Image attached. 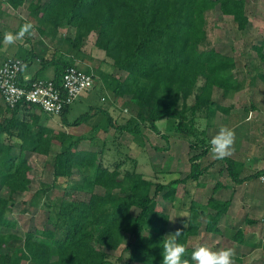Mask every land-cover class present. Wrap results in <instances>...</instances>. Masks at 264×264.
Instances as JSON below:
<instances>
[{
    "label": "trees",
    "instance_id": "16d2710c",
    "mask_svg": "<svg viewBox=\"0 0 264 264\" xmlns=\"http://www.w3.org/2000/svg\"><path fill=\"white\" fill-rule=\"evenodd\" d=\"M24 1L6 0L15 10ZM216 6L222 15L232 18L238 30L247 28L246 0H46L41 4L40 0H32L30 3L31 14L41 24L47 23L54 31L65 26L74 30L73 38L63 40L69 51H80L93 33L94 47L104 53L113 69L126 73L127 80L116 79L109 73L102 75L104 82L116 81L114 87L108 85L115 96L128 98L136 108L133 120L124 126L113 127L106 116L109 126L137 134L139 124L156 131V122L169 119L175 122L177 138H192L193 141L188 140L189 149H201L190 157V172L185 180L155 186V196L166 190L163 199L174 197L178 183L198 181L205 173L207 166L197 162L205 158L209 144L204 139L205 133L196 130V119L199 114L206 116L214 102L219 103L213 96L216 90L226 92L233 88L231 70L235 65L209 46L206 33L207 14ZM259 57L263 59L264 55L259 53ZM67 67L76 66L72 60L54 63L52 80L57 86ZM191 97L189 106L187 101ZM4 106L9 115L0 117V264H108L105 250H117L125 238L121 253L129 262L162 264L169 217L156 209L152 183L140 174L104 168L99 152L78 149L81 138L72 140L65 131L43 125L32 112L36 107ZM70 107L58 116L67 126L86 123L98 109L91 107L71 123L66 121ZM216 109L222 115L228 111L219 104ZM54 145L58 150L52 154ZM26 153L52 156V188L59 180H68L75 168H82L92 172L85 182L91 188H101L103 193L92 192L86 201L51 211L46 219L51 229L25 232L20 249L8 253L10 242L17 239L10 233L17 225L7 218L8 208L13 196L28 191L31 184ZM2 190H7V195H2ZM228 206V201L213 198L205 205L190 202L188 216L178 227L182 235L177 242L186 249L182 259L194 264L190 260L194 248L189 242L199 233L200 217H206L205 233L218 234L219 220ZM132 209L137 213L133 214Z\"/></svg>",
    "mask_w": 264,
    "mask_h": 264
},
{
    "label": "rangeland",
    "instance_id": "374dc122",
    "mask_svg": "<svg viewBox=\"0 0 264 264\" xmlns=\"http://www.w3.org/2000/svg\"><path fill=\"white\" fill-rule=\"evenodd\" d=\"M3 4L6 3V0ZM46 0H40V4ZM247 1V28L243 31L237 29L236 24L230 16L222 15L219 7L216 6L207 14L206 33L209 41V46L217 52L231 59L230 63L235 66L231 70L232 76L238 72L240 65H244L249 71L250 67H258L259 53L264 55V0H246ZM32 0H25L23 5L17 10H14L7 5L8 15L0 16V44L5 40L8 25L24 26L30 24L34 27L33 33L28 35L26 42L36 45L40 38L44 41H52L56 39L58 45V36H60L61 52L56 57L55 51L52 54H46V57L55 61L72 60V65L78 69L93 75V87L90 91L81 94V96L71 105L66 121L73 122L76 118L89 112L91 107H97L96 114L92 116L86 123L72 126L65 125L58 116H45L38 109L33 108V114L40 117V122L55 131H65L70 139L75 140L81 138L82 141L78 145V149H89L97 151L101 155V163L104 168L109 170L118 169L122 173L140 174L145 180L152 183L151 195L155 194V186L168 185L174 180L183 181L188 176L190 169V159L201 152L200 148L195 150L189 149L188 140L177 138L174 133L175 122L169 119L160 120L155 123L156 131L146 127L145 124H139V133L128 134L125 131L116 130L109 126L106 118L110 117L111 123L114 126H124L129 121H132L136 112V108L128 100V98H119L113 94L110 87H114L115 82H104L102 75L109 73L116 79L127 80L126 73L120 72L111 67V63L105 58L104 53L94 47L95 35L92 33L88 36L84 47L80 51H69L67 43L63 41L65 38L70 39L74 36V30L70 27H60L57 30H52L47 24H41L38 18H35L30 12V3ZM45 29L46 35H40L38 28ZM21 31V29H20ZM11 34V33H10ZM14 42H22V45L27 44L21 40V36L12 35ZM57 36V37H56ZM16 43V44H17ZM8 46L9 43L7 42ZM11 44V43H10ZM59 44V45H60ZM37 46V45H36ZM10 47V46H9ZM260 49V50H258ZM65 53H62L64 52ZM40 58L39 55H37ZM55 61V63L57 62ZM259 69L263 73L264 66L260 62ZM254 77V76H253ZM102 79V80H101ZM109 85V86H108ZM201 85V81L198 86ZM217 94L215 99L220 103H215L209 106L206 116L199 114L196 119L195 128L197 131L205 133L204 139L209 144V150L204 160L199 163L205 167L209 164L214 155L211 151V140L215 137L222 127H227V116L211 112V109L216 105H226L225 94L221 90L215 91ZM220 100V101H219ZM193 98H189L187 104L192 105ZM226 107V106H225ZM103 111L105 114H103ZM212 119L211 128H208L206 121ZM9 114L5 111V106L0 97V117H7ZM219 117V120L218 118ZM215 123H217L215 125ZM98 126V127H97ZM216 126V127H215ZM208 128V129H207ZM207 131V132H206ZM209 132V133H208ZM2 139V137H1ZM6 142L5 139H3ZM181 142H180V141ZM180 145V146H179ZM182 145V147H181ZM58 150L57 146L52 147V154ZM196 153V154H195ZM26 158L30 165L31 184L28 191L13 196V202L10 204L7 212V218L16 223V228L10 233L15 234L16 238L10 246V252L15 253V249H20L21 239L27 231L34 229L46 228L51 229L50 223L46 221L50 216L51 211L59 210L63 207L68 208L77 201H86L90 193H103L99 187H93L85 182V177H92V172L87 169L75 168L74 173L68 180H59L55 187L52 188L53 179L51 175L52 156L44 157L32 153H26ZM188 160V161H187ZM189 166V167H188ZM223 177H225L226 167ZM187 172V173H186ZM199 182H207L210 180L208 176H201ZM207 184V183H206ZM214 185V183H212ZM66 189V190H65ZM176 193L171 199H163L162 195L166 192L154 195L156 200V209L166 213L169 217L167 235L174 234L179 226L183 225L182 221L187 217L181 214L187 212L190 202L196 201L199 204L205 205L209 197H214L211 189L203 188L200 190L195 187V184L189 179L184 183L175 185ZM2 195H7V190H2ZM133 214L137 213L136 209H132ZM188 213V212H187ZM205 216L200 217V221L205 225ZM200 236L190 240L189 244L194 250L199 246H206L204 238L205 227H201ZM166 235V236H167ZM205 235V236H204ZM210 244L206 247L212 248V251H220L225 249H233L235 252L234 264H264V250L257 247V243L249 245L245 242L242 248L237 247L234 243L228 240V231L222 233L219 237L208 238ZM123 244L115 251H106L108 264H136L129 262L127 256L121 253L126 238L123 239ZM209 242V241H207ZM23 264H31L24 262Z\"/></svg>",
    "mask_w": 264,
    "mask_h": 264
},
{
    "label": "crops",
    "instance_id": "0c3cea01",
    "mask_svg": "<svg viewBox=\"0 0 264 264\" xmlns=\"http://www.w3.org/2000/svg\"><path fill=\"white\" fill-rule=\"evenodd\" d=\"M7 5V2L3 4V1H0V16L2 18L9 13L6 10L9 8ZM0 27H2L1 22ZM20 29L22 27H15L13 24L8 25L6 31L12 35H19ZM42 31L45 33L44 30ZM42 31H39L40 35H42ZM29 33L30 35L33 33V28L27 31L21 40L26 42ZM57 38L58 45H55L56 39L44 41L40 38V41L36 43L37 46L29 40L25 45H22V42L13 41L11 44L9 43L10 47L5 40H2L0 66L7 58H18L24 63L23 80L31 78L52 80L54 63L57 59L55 61L48 60L49 57H46V54L48 55L49 51L53 54L55 51L56 57L60 55L62 48L61 41L59 42L60 36ZM261 60L259 63L261 62L264 66V58ZM258 67H250L247 71L243 64L240 65L238 72H235L233 76V88L225 94V99L228 101L226 107L220 105L228 110L225 115L228 123L226 128L235 134L232 154L224 159H207L210 162L203 176L210 177V180L207 182H199L200 179L192 181L195 187L200 190L211 189L214 197L210 196L209 198L229 203L227 212L219 220L218 234L204 232L205 235H208L207 238H204L205 241L206 239L209 241H206L207 245L210 244L208 238L219 237L223 232L228 231V240L237 247L242 248L245 242H249V245L257 243V247L260 246L264 250V185L258 181V176L264 172V69L261 73L262 71ZM216 94L214 92V98ZM209 111L210 114L211 112L220 113L211 107ZM217 118L219 120V117ZM210 122L212 119L209 120L208 114L206 121L208 128H211ZM213 130V128L210 129V131ZM221 163L226 167L225 177H223L224 169ZM187 172H190V169ZM201 227L204 225L202 224ZM201 230L200 228L199 232ZM198 236L200 233L192 239H196ZM209 249L212 250V248Z\"/></svg>",
    "mask_w": 264,
    "mask_h": 264
},
{
    "label": "built area",
    "instance_id": "2783aa9c",
    "mask_svg": "<svg viewBox=\"0 0 264 264\" xmlns=\"http://www.w3.org/2000/svg\"><path fill=\"white\" fill-rule=\"evenodd\" d=\"M23 69L24 63L18 58H7L0 66V97L10 109L34 106L47 116H59L93 87L92 75L76 67L65 68L59 86L53 80H23ZM258 181L264 185V172Z\"/></svg>",
    "mask_w": 264,
    "mask_h": 264
},
{
    "label": "clouds",
    "instance_id": "9594fccd",
    "mask_svg": "<svg viewBox=\"0 0 264 264\" xmlns=\"http://www.w3.org/2000/svg\"><path fill=\"white\" fill-rule=\"evenodd\" d=\"M30 25H24L19 33L23 37L29 30ZM12 34L5 35V41L13 42ZM235 134L232 130L222 127L218 134L211 140V151L216 159H224L232 154ZM188 216L187 212L181 214ZM182 235L180 229L174 234H169L163 241L162 264H190L189 259H182L186 249L183 244L178 243L177 239ZM235 252L233 249L212 251L206 246L197 247L191 254L190 260L194 264H234Z\"/></svg>",
    "mask_w": 264,
    "mask_h": 264
}]
</instances>
